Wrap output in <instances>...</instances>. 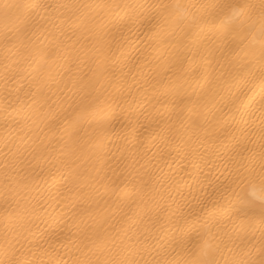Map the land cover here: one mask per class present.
<instances>
[{"label":"bare ground","instance_id":"obj_1","mask_svg":"<svg viewBox=\"0 0 264 264\" xmlns=\"http://www.w3.org/2000/svg\"><path fill=\"white\" fill-rule=\"evenodd\" d=\"M264 0H0V264H264Z\"/></svg>","mask_w":264,"mask_h":264},{"label":"snow or ice","instance_id":"obj_2","mask_svg":"<svg viewBox=\"0 0 264 264\" xmlns=\"http://www.w3.org/2000/svg\"><path fill=\"white\" fill-rule=\"evenodd\" d=\"M262 34H264V33H262Z\"/></svg>","mask_w":264,"mask_h":264}]
</instances>
